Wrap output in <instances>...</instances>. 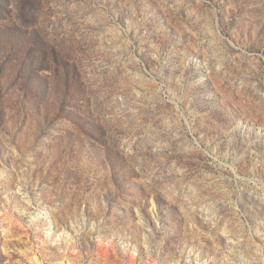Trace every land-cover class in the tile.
<instances>
[{
    "label": "rangeland",
    "instance_id": "rangeland-1",
    "mask_svg": "<svg viewBox=\"0 0 264 264\" xmlns=\"http://www.w3.org/2000/svg\"><path fill=\"white\" fill-rule=\"evenodd\" d=\"M0 264H264V0H0Z\"/></svg>",
    "mask_w": 264,
    "mask_h": 264
}]
</instances>
